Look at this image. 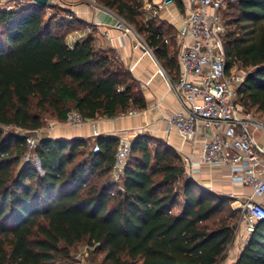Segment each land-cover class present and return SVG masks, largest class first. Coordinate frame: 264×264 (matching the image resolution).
<instances>
[{
  "label": "trees",
  "instance_id": "1",
  "mask_svg": "<svg viewBox=\"0 0 264 264\" xmlns=\"http://www.w3.org/2000/svg\"><path fill=\"white\" fill-rule=\"evenodd\" d=\"M96 1L143 34L170 78H178V51L166 42L175 36L156 17L146 19L142 0ZM56 7L49 1L0 10V264L71 263L83 243L89 264L96 253L103 254L101 264H219L241 211L231 197L188 177L166 141L153 150L159 140L136 136L115 181L119 138L41 137L30 150L26 137L3 130H41L46 114L65 121L76 110L93 120L147 106L114 50L98 47L94 33L72 43L86 23L48 15ZM225 15L227 72L247 71L236 101L264 116V0H238ZM29 151L39 168L24 160ZM235 264H264V220Z\"/></svg>",
  "mask_w": 264,
  "mask_h": 264
},
{
  "label": "built area",
  "instance_id": "2",
  "mask_svg": "<svg viewBox=\"0 0 264 264\" xmlns=\"http://www.w3.org/2000/svg\"><path fill=\"white\" fill-rule=\"evenodd\" d=\"M238 0H184V11L179 14V74L172 80L158 62V72L166 77L170 90L180 102V109L164 115L169 129H175L182 141L201 146V154L194 159L193 154L182 156L188 177L202 171L203 166L229 170L234 184L250 189L251 193L238 206L241 217L234 231V241L239 238L245 247L257 223L264 220V147L254 136V130L264 133V121L246 112L237 100L238 89L247 77V71L236 67L229 74L226 69L227 20L225 15L229 5ZM10 0H0V10H11ZM176 0H162L149 5L151 15L157 17L163 10H169ZM173 17V16H172ZM114 27L120 31L122 39L131 37L141 41L135 27L122 17H118ZM91 31V27H87ZM144 41V40H142ZM145 42V41H144ZM168 43V40H166ZM146 51L155 55L145 42ZM136 111L131 110L132 115ZM76 110L68 113L66 122L78 126L88 122ZM144 130L132 131L129 137H119L115 153L112 176L121 179L132 150V140ZM97 128L94 137H98ZM29 149L36 147L37 139H27ZM95 143L93 151H100ZM27 162L35 161L36 155L25 156ZM226 252L231 254V244ZM87 252L76 256V264H89Z\"/></svg>",
  "mask_w": 264,
  "mask_h": 264
},
{
  "label": "crops",
  "instance_id": "3",
  "mask_svg": "<svg viewBox=\"0 0 264 264\" xmlns=\"http://www.w3.org/2000/svg\"><path fill=\"white\" fill-rule=\"evenodd\" d=\"M84 2L74 1L68 4L70 16H75L86 23V29L72 34L70 41L74 43L89 33L96 36V44L100 48H111L130 70L133 77L138 81L139 88L145 97L147 106L144 109H132L136 113H128L115 117H99L89 120L87 125L68 126L65 121H57L50 128L39 130L41 137H50L56 139H90L94 140V130L97 128L98 137H129L132 131L144 130L145 133L152 136H158L171 145L180 155L193 154L194 159H198L201 154V146L190 142H183L175 129H169L164 115L171 111L180 109V102L175 94L170 90L168 80L158 72V62L162 63L156 55L150 54L144 48V41H138L131 37L122 39L120 31L114 25L118 15L103 6H94V0H83ZM184 0L181 5L178 1L169 10H163L157 17L158 23L168 24V30L174 31L175 41L168 40L171 44V51H178L177 65L179 68V39H178V21L185 7ZM154 3V2H153ZM147 3L145 10L149 11ZM181 6V7H180ZM173 16V17H172ZM152 18H155L152 16ZM87 27L92 30L88 31ZM166 29V31H167ZM170 31H167L169 34ZM171 37V36H170ZM155 54V53H154ZM158 62H157V61ZM164 68V66H163ZM165 69V68H164ZM166 70V69H165ZM180 70V68H179ZM167 72V71H166ZM179 73V72H178ZM168 74V73H167ZM177 74V72H176ZM169 76V75H168ZM170 77V76H169ZM131 111V110H130ZM254 136L260 146L264 147V133L261 130H254ZM133 140V137H130ZM195 180L202 182V187L219 195L235 198V203L240 204L243 198L248 196L251 191L247 187L234 184L231 180L229 170L225 168H213L203 166L202 171L195 176ZM245 197V198H246ZM258 201L264 202V196L258 198ZM239 205H236V209ZM241 242L238 239L231 243V254L221 260V264H235L242 250Z\"/></svg>",
  "mask_w": 264,
  "mask_h": 264
},
{
  "label": "rangeland",
  "instance_id": "4",
  "mask_svg": "<svg viewBox=\"0 0 264 264\" xmlns=\"http://www.w3.org/2000/svg\"><path fill=\"white\" fill-rule=\"evenodd\" d=\"M16 1H18L17 3L18 4H16L15 5V7L14 8H19V7H21V6H23V5H27V4H32L33 2H31V1H29V0H10V2L9 3H11V5L12 4H14V2H16ZM74 1H80V2H84L83 0H50V3L52 4V5H55V6H57L56 8H49V9H47V13H48V15H55V16H57V14H59V16H61V15H66V16H68V17H72V16H70V14H71V11L70 10H68V7H69V5L67 4H65V3H70V2H74ZM96 3H94V6H102L100 3H98L96 0H94ZM143 2H144V4H145V7H146V4L147 3H151V4H153V2H155V3H157V2H160V1H162V0H142ZM104 7V6H103ZM13 8V9H14ZM65 12V13H64ZM145 17H146V19H151L152 18V15H151V12L150 11H147V10H145ZM161 25H163L162 27H164L165 29H167L168 28V24H166L165 22H162V24ZM136 29V28H135ZM168 31H170V33H169V35H168V37H170L171 35H173L174 34V31H172V30H168ZM139 35H140V37L142 38V40H144L145 41V37H144V35L143 34H140L139 33ZM171 45V44H170ZM251 114L255 117V118H257V119H259V120H263L264 121V116L260 113V112H257V111H255V110H253V111H251ZM44 117H45V123H46V125H45V128L47 127V128H50L51 126H54V124L57 122V121H60V120H58L54 115H51V114H46V115H44ZM66 124L68 125V126H74V125H70V124H68L67 122H66ZM83 125H87V122L86 123H84ZM79 126H82V125H79ZM74 127H77V126H74ZM3 128V130L6 132V133H17V134H22V132L24 131V130H21V129H19V128H15V127H9V126H4V127H2ZM154 137V139H156V140H161L162 138H159L158 136H153ZM160 140H159V142L158 143H153L152 144V149L153 150H155L156 149V147H160L161 146V142H160ZM163 140V139H162ZM165 141V140H164ZM91 147H93V143H91ZM30 156H34V154L32 153V152H30L29 151V153H28ZM179 154V153H178ZM180 155V154H179ZM181 156V158H182V156L183 155H180ZM24 160L26 161V159H25V157H24ZM34 164H36L37 165V167L39 168V166H38V163H36L35 161H32ZM201 186H202V182L201 181H197ZM219 195V194H218ZM246 197V196H245ZM243 198V201L246 199V198ZM233 199V201L231 202V207L233 208V209H236V205H239V204H237V203H235V198H232ZM241 211V210H240ZM240 215H241V213H240ZM87 252V255L89 254V249L87 248V245L85 244V243H83V244H80V245H77L76 247H75V249L73 250V255H74V262H71V263H67V264H76L77 263V259H76V256L78 255V254H80V253H86ZM228 254H229V252H226V256H228ZM88 257V256H87ZM86 257V258H87ZM102 259H103V254H100V253H96V254H94L93 256H92V260H93V264H101V261H102ZM219 264H221V263H219Z\"/></svg>",
  "mask_w": 264,
  "mask_h": 264
},
{
  "label": "water",
  "instance_id": "5",
  "mask_svg": "<svg viewBox=\"0 0 264 264\" xmlns=\"http://www.w3.org/2000/svg\"><path fill=\"white\" fill-rule=\"evenodd\" d=\"M33 3H37L39 5H48L50 0H29ZM21 136L26 137L27 139H39L40 138V132L39 130H24L21 134ZM40 165V162H39Z\"/></svg>",
  "mask_w": 264,
  "mask_h": 264
}]
</instances>
